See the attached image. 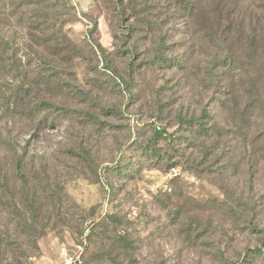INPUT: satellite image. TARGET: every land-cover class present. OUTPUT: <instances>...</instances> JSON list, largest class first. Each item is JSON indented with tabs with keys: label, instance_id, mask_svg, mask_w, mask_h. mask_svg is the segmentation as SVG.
Segmentation results:
<instances>
[{
	"label": "rangeland",
	"instance_id": "374dc122",
	"mask_svg": "<svg viewBox=\"0 0 264 264\" xmlns=\"http://www.w3.org/2000/svg\"><path fill=\"white\" fill-rule=\"evenodd\" d=\"M44 1L23 7L26 17L46 12L48 32L60 38L23 49L29 28L14 26L10 0H0L4 31L33 62L0 90V236L25 245L12 244L7 262L25 253V264H226L217 252L236 260L259 245L264 139L243 138L214 104L216 94L238 91L229 81L211 86L203 32L164 0ZM141 8L155 26L132 17ZM34 51L59 62L60 74H48ZM204 109L222 134L206 141L180 123ZM263 124L259 117L252 128ZM42 226L36 249L30 234ZM112 228L126 230L127 256Z\"/></svg>",
	"mask_w": 264,
	"mask_h": 264
},
{
	"label": "trees",
	"instance_id": "16d2710c",
	"mask_svg": "<svg viewBox=\"0 0 264 264\" xmlns=\"http://www.w3.org/2000/svg\"><path fill=\"white\" fill-rule=\"evenodd\" d=\"M43 1L10 0V18L15 19L14 26L19 22V26L25 23L29 28L28 36L22 39L23 49L33 48L35 40L37 42L35 43L37 44L36 48H44L47 41L52 39L53 36L60 38L59 30L54 28L56 31L48 32L49 19L46 18L48 16L46 12L39 11V15L31 12L32 17L38 18L33 22L26 17L29 15L26 14L28 10L23 9V7L37 6L39 2ZM164 2L173 5L180 17L186 19V24L191 29L199 33L203 32L208 45L207 52L210 55L205 72L209 74L211 86L216 89L215 91L221 89H219L221 80L229 81L231 87H237L238 94H235L233 89L232 91L227 90V95L216 94L214 104L232 115L233 125L243 138L264 139V124L259 130L252 128L257 118L264 119V0H164ZM143 11L144 8L136 10L132 17L148 27L151 24L155 26L156 24L152 19H145L141 16L144 14ZM6 16L5 23L9 24L7 22L8 13H6ZM3 22L4 20L0 17V90L3 85L10 83L11 86V83L15 80L14 77H19L21 74H30L31 69L29 66L33 65L31 55L27 61H24V53L21 56L18 55V51L21 49L20 44L11 37L13 35L7 36L3 29ZM160 25L161 22L159 21ZM131 29L133 30V27ZM165 43V38L160 36L159 53ZM33 53L37 55L38 61L47 67L48 74H60L62 66L59 62L49 61L44 53L38 51ZM40 74L47 73L41 72ZM20 88H22L21 85L16 87L17 92L21 90ZM15 97L20 99L19 92ZM9 101V98L5 100L8 106ZM44 106L63 109L49 101L44 102ZM209 113L207 109H204L197 118L194 117L189 120L181 118L180 123L192 124L196 128V134L201 138L204 137L205 141L212 139L215 134L221 136L220 124L216 122L210 125L213 118ZM179 135H173V138L183 137ZM173 141L175 142L176 139H173ZM202 151L207 152L204 143ZM16 173L21 179L22 187L27 190L28 181L20 159L16 163ZM27 199L33 216H35L36 206L32 199L30 200L28 197ZM106 218L108 216L104 217L103 221ZM110 218L111 222L116 225L122 221L118 217L113 216ZM100 222L102 223V221L93 222L94 224L90 227L88 234L89 239L95 234L96 228L101 225ZM45 227L42 226V230L37 228L34 233L30 234L32 236L29 240L30 246L38 249L37 240ZM112 230L117 233L116 241L121 245L122 254L127 256L129 248L133 244L129 241L126 230L125 232H123V229L117 231L116 228H112ZM189 230L191 232V228L187 229L186 232H189ZM7 238L0 236V264H9L7 262V252L12 244L17 243L19 248L22 245L25 246L24 243L21 242L20 244L18 242L20 239L9 240ZM23 254L25 253H19L16 256V264H25L22 259ZM215 256L226 262V264H264V235L259 245L246 247L243 255H240L236 260L229 258L226 252L223 251L217 252ZM97 257L101 258L103 254Z\"/></svg>",
	"mask_w": 264,
	"mask_h": 264
},
{
	"label": "built area",
	"instance_id": "2783aa9c",
	"mask_svg": "<svg viewBox=\"0 0 264 264\" xmlns=\"http://www.w3.org/2000/svg\"><path fill=\"white\" fill-rule=\"evenodd\" d=\"M78 259V258H77ZM71 261H73V257H70L69 260H68V264L71 263Z\"/></svg>",
	"mask_w": 264,
	"mask_h": 264
}]
</instances>
